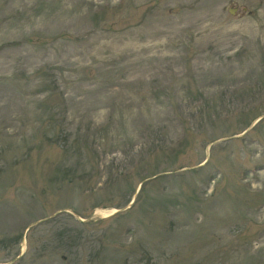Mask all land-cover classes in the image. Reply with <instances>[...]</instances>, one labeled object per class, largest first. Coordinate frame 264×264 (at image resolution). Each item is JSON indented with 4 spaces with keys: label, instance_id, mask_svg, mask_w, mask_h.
I'll use <instances>...</instances> for the list:
<instances>
[{
    "label": "rangeland",
    "instance_id": "obj_1",
    "mask_svg": "<svg viewBox=\"0 0 264 264\" xmlns=\"http://www.w3.org/2000/svg\"><path fill=\"white\" fill-rule=\"evenodd\" d=\"M0 237L264 264V0H0Z\"/></svg>",
    "mask_w": 264,
    "mask_h": 264
},
{
    "label": "flooded vegetation",
    "instance_id": "obj_2",
    "mask_svg": "<svg viewBox=\"0 0 264 264\" xmlns=\"http://www.w3.org/2000/svg\"><path fill=\"white\" fill-rule=\"evenodd\" d=\"M8 244V241L2 240L0 237V264H46L42 259L45 256L56 253H45V252H22V251H2V248ZM57 255L62 256V261L52 262V264H65L68 262L67 258L63 257L64 253H57ZM25 256H33L30 259H25ZM64 258V259H63Z\"/></svg>",
    "mask_w": 264,
    "mask_h": 264
},
{
    "label": "water",
    "instance_id": "obj_3",
    "mask_svg": "<svg viewBox=\"0 0 264 264\" xmlns=\"http://www.w3.org/2000/svg\"><path fill=\"white\" fill-rule=\"evenodd\" d=\"M231 13H233L232 11H231ZM81 221H84L83 219H80Z\"/></svg>",
    "mask_w": 264,
    "mask_h": 264
},
{
    "label": "bare ground",
    "instance_id": "obj_4",
    "mask_svg": "<svg viewBox=\"0 0 264 264\" xmlns=\"http://www.w3.org/2000/svg\"><path fill=\"white\" fill-rule=\"evenodd\" d=\"M113 213V211L111 212V213H109L108 215H110V214H112Z\"/></svg>",
    "mask_w": 264,
    "mask_h": 264
}]
</instances>
